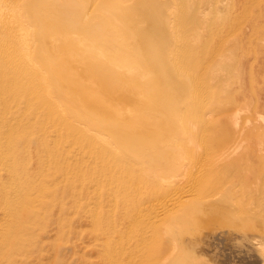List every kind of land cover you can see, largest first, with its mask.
<instances>
[{
    "label": "bare ground",
    "instance_id": "6f19581e",
    "mask_svg": "<svg viewBox=\"0 0 264 264\" xmlns=\"http://www.w3.org/2000/svg\"><path fill=\"white\" fill-rule=\"evenodd\" d=\"M182 1L26 0L23 7L34 16L33 23L23 21L27 24L17 20L14 7L0 1V255L15 252L12 240L31 217L21 206L27 191L19 180L26 172L18 171L28 161L12 146L10 131L19 117L8 113L14 87H6L21 78L12 59L22 44L13 41H25L33 51L26 65L39 66L36 109L51 111L52 132L58 122V135L65 133L69 145L77 147L71 155L77 177L96 175L94 181L106 186L75 189L85 226L82 246L94 252L95 263L200 264L208 253L221 252L225 263L264 264V127L258 114L264 97L221 95L218 100L180 102L178 90H184L188 79L181 71L190 69L184 55L203 51L213 80L228 72L215 74L217 61H223L216 56L228 38L208 18L216 2L183 7ZM246 20L256 25L263 19L255 15ZM9 28L13 30L7 34ZM215 29L222 34L211 47ZM258 31L252 38L242 34L235 45L247 38L257 45ZM12 35L20 37L13 40ZM181 52L188 66L176 57ZM243 58L247 63L249 58ZM258 59L255 54L252 70L264 66V57ZM255 79L251 74L248 84ZM157 89L160 95L151 98ZM142 91L153 95L139 101ZM115 103L121 106L112 107ZM236 106L246 111L244 117L219 116ZM18 138L25 143L24 136Z\"/></svg>",
    "mask_w": 264,
    "mask_h": 264
},
{
    "label": "rangeland",
    "instance_id": "374dc122",
    "mask_svg": "<svg viewBox=\"0 0 264 264\" xmlns=\"http://www.w3.org/2000/svg\"><path fill=\"white\" fill-rule=\"evenodd\" d=\"M0 1L1 3L5 4V0ZM12 1L14 2H10L8 5L6 4L7 6L3 4V7H14L15 10H17L16 12H18L17 20H20L21 23L23 21L26 22V19H29V22L33 23V12L27 11L28 9L23 7V1L26 0ZM213 1L216 2L217 5H215V10L209 14L208 18L212 21L217 22L223 29L226 36H228V38L223 41L222 51H219L218 56H216V59L220 61H222L223 59L224 62L217 61L218 63L216 65L217 67L215 69V74H217V72L220 73V71L226 73V71H224L225 69L228 70V72L226 73V75H223L224 79L221 77V79L219 78L220 81L219 79L217 81L213 80L214 73L211 72L212 70L210 71V69H212L213 67H209L207 65L209 61L206 62L205 60H202L203 51L187 54V56L190 55L189 57L182 54V52L179 53L181 54H178L180 57L178 55L176 56L177 58H179V60L184 56L189 60L190 65L185 58L180 60L184 63L186 62L185 66L189 65L191 69L194 65L193 70H196L198 68L196 72H199V75H197L198 73H195L192 69L191 71L188 67L187 69L189 70V72L187 69H185L187 71H181L182 74L188 78L187 82L189 80L191 82L189 81L190 83H185L183 91L178 90L180 95V102H188L189 99L191 101H199L202 99L201 101H203L218 100L221 98L233 99L235 97L245 99L249 97V99H251L252 94L257 95V93H260L259 96L263 98L264 66L261 69L255 67L252 70L250 68V64L254 62L255 54L259 58L258 60L264 57V0ZM19 2L22 3V6ZM192 2L197 3L200 2V0H183L182 6L184 7ZM11 3L19 7H17L16 9L15 6H11ZM17 3H19L20 5H18ZM1 6L0 8L2 9ZM21 13H23V16L21 15ZM255 15L256 17L260 15L263 20L256 25L253 24L252 20H246V18H251ZM182 17L183 16H179L180 19ZM179 18L178 20H180ZM182 20L183 18L180 20V22ZM25 22L23 23L27 24ZM257 29H259V31L258 35L256 36L258 37L260 35V41L257 45L247 43L246 41L248 40V38L246 39V41H242V44H239V46L235 45L236 38L241 37L242 34L250 35V38H252L251 34ZM11 30L13 29L9 28L8 30H6V33L8 31L10 32ZM3 33H5V29H3ZM221 34L222 33L220 29L213 30L212 34L210 35L211 47L217 44V38L221 37ZM13 37V40H15L19 39L20 36H18L17 38H15L16 36ZM23 38L24 37L22 36L20 38V41L23 40ZM251 41H258V38L251 39ZM13 42H16V45L22 44V48L19 46V51H17V54L15 53L14 55L16 58L13 57L12 59L13 62H19H16V64H19L21 78L19 84H17L16 86L15 84H9L8 86H6L8 88L14 87V89L9 92L7 99L8 113L19 114V117L12 123L10 131L12 137H14L12 140V146L16 148L20 156L26 155L28 161L26 166L24 168L20 167L18 171L23 176V172H26L27 177L19 180L20 182H23L25 190L27 191L25 192V195L21 197V206L31 212V217L22 222L26 226L25 230L19 233L18 237H15L12 240V243L15 242V252H3L0 255V264H97L94 262V252L90 249H86L85 246H82L85 239L82 234H80V230L82 227L85 228V226L83 225L84 221L78 214V205L75 199V189L81 190L83 184H85L86 186L87 184H92L94 187H99L100 189L103 188L105 190V183H103L102 181H94V176L96 175H94L93 177L86 176L85 179L77 177L78 168L76 166L77 169H73L74 159L71 158V155H74V152L76 154L77 147L74 144L72 146L69 145L71 139L67 138L65 136V133H63L61 137L58 135L60 133V131L58 132V122L55 126L57 130H54L55 133L52 132L53 128H50V124L52 123L50 120L51 113H49L51 111H41L40 109H36V105L39 102L37 97V85L39 81H37L38 70L36 69H38L39 66H32L33 68H36L32 69L30 67L31 64L29 66L26 65L29 54H32L33 51L32 53H30L31 49L27 46L28 43H25V41H21L22 43L19 41ZM221 55H223L224 57ZM244 55L249 58V60H247V63H243ZM220 56L223 58H221ZM192 57H194V59H191ZM110 62L113 63L114 60L112 59L110 60ZM225 62L226 64H224V66H221V69H219L218 64H222ZM193 63H196V65L198 64L197 67ZM203 74L206 77V81ZM251 74L256 75V83L254 84H248V79ZM190 77L191 79H193L191 80ZM178 78L180 79V77ZM149 79L155 80V78L150 77V75ZM207 79L211 82H208ZM189 85L191 86V88L188 87ZM155 92H157V94ZM155 92L153 93L155 95L151 94L152 92L149 93V91L147 93V96L143 94V91L139 93L141 95L143 94L142 96H140L138 92H136L135 95H139V97L137 96L136 98L141 99L143 96L144 98H147L151 94L153 95L150 96L151 98L157 99L160 95L159 92L161 91L160 89H157L155 90ZM223 93H226V95ZM201 95L205 96L202 98ZM221 95L223 96L221 97ZM195 97L197 98L194 99ZM144 98H142L141 101H148V99L145 100L146 98ZM140 103L139 105H141ZM244 103H246V100H243L241 102V104ZM117 105L121 106V103H115L112 107ZM238 107L239 106H236L235 109L233 108L229 110L230 112L226 111V113L219 114V116H232L233 114H238L240 115V117H244L246 111L241 109L240 113V109ZM236 110L238 113L236 112ZM258 114H261L263 116L264 127V110L262 112L260 111ZM19 136L25 137V143L19 142ZM55 138L59 139L57 140L59 144L55 142ZM262 154H264V151H262ZM85 155L88 156V154ZM64 160H68L66 161V164ZM258 162L260 161H255L254 163L256 165H259L257 164ZM146 179H149V176L143 180ZM254 179L256 180V182L259 181V179L257 180V176H254L253 181ZM139 182L143 183L144 181L139 180ZM211 254L208 253V256H205L206 258L208 257L207 261L203 258V262L200 264H210L211 262V264H235V262H222L221 258L223 257V255L221 254V252H215L217 256Z\"/></svg>",
    "mask_w": 264,
    "mask_h": 264
}]
</instances>
